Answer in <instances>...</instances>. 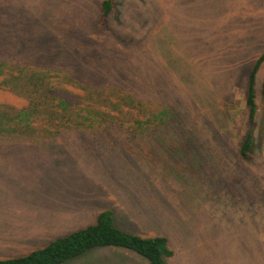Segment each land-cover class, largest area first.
Instances as JSON below:
<instances>
[{"label":"rangeland","instance_id":"374dc122","mask_svg":"<svg viewBox=\"0 0 264 264\" xmlns=\"http://www.w3.org/2000/svg\"><path fill=\"white\" fill-rule=\"evenodd\" d=\"M102 1L0 0V61L18 77L0 89L9 128L0 130V260L42 249L109 210L124 232L166 238L167 264H264V62L253 150L248 161L239 155L250 129L247 80L264 52V0H114L106 28L94 33ZM51 69L65 88L56 103L119 108L122 127L51 133L66 152L38 137L10 142L23 134L15 112L55 105L42 89L33 102L20 94L26 77ZM164 120L165 135L185 149L128 152L126 128L160 130ZM63 264L149 262L101 247Z\"/></svg>","mask_w":264,"mask_h":264},{"label":"trees","instance_id":"16d2710c","mask_svg":"<svg viewBox=\"0 0 264 264\" xmlns=\"http://www.w3.org/2000/svg\"><path fill=\"white\" fill-rule=\"evenodd\" d=\"M114 0H104L100 3L101 16L98 21V25H94L92 30L94 33H98L99 29L106 28V19L108 15L112 12L114 5ZM62 36V34H60ZM69 36V35H68ZM50 39H53L50 38ZM56 40V38H54ZM59 41V40H58ZM264 62V52L257 59L254 64L252 71L249 73L247 80L245 103L248 109V124L249 132L244 138L242 144L240 145L239 155L243 160L248 161L250 159V154L253 150V124L256 112V88H255V78L256 72L260 67L261 63ZM9 68L3 62L0 61V89L10 90L9 86L18 77L13 76L9 72ZM21 72L18 74L20 77H25ZM56 71L51 69L44 71L36 77H26L22 87L20 89L21 96H25L29 101L33 102L38 96L42 89V95L47 101L48 98H54L55 105L46 104L41 109L33 107L29 104L25 107L19 109L20 111L15 112V120L17 119V124L14 128L15 132H23L22 137L12 138L10 142L16 143L23 139H33V137H38L44 144H49L50 148L58 145L57 152H66L63 147V143L59 144V140L56 137H52L51 133L55 135H60L64 133L82 134L87 133V131H108L107 129H112L114 126L122 127L120 122H117L116 117L120 116L119 108H105L103 112L96 111L94 107H81L79 105H70L69 103L60 100L56 103L55 94L57 91L65 90L64 87L60 86L58 77L56 78ZM35 80H39V86H37ZM71 80L66 82L65 86H70ZM68 90V89H67ZM40 97V95L38 96ZM117 113L118 116H115ZM42 116V125H34L32 121H36L34 118ZM95 116L101 118L96 119ZM1 117V116H0ZM175 116L169 115V121L172 126H174L173 121L176 120ZM90 118L93 120L91 121ZM6 120L0 118V130L9 129L5 128ZM169 123V122H168ZM165 120L162 122L161 129L158 128H147L140 124H134L130 128H126L131 135H127V149L128 152H137L136 148H148L153 146L157 152H166L164 150L171 148V151L179 152L180 140H175L172 137L166 136V125ZM96 124V125H94ZM137 126V127H136ZM10 128V129H13ZM9 131V130H8ZM51 136V137H50ZM125 139V140H126ZM15 141V142H14ZM169 141H174L178 145L172 147ZM99 142L98 140L95 142ZM112 146L107 147L114 151L113 143L117 142L116 137L111 140ZM110 142V143H111ZM186 142V141H185ZM192 142V141H190ZM120 144V152L127 151L124 146ZM188 147V146H187ZM184 151V150H183ZM101 247H112V248H123L130 250L138 254L143 259L147 260L149 264H167L166 259L172 257V251L169 250L167 239L164 237H153V238H142L140 236L130 234L118 229L114 223V214L112 211L106 210L100 212L94 224L88 227L72 232L64 237L58 238L47 244L42 249H38L30 252L29 254L10 259L0 260V264H63L70 260L79 258L89 251L101 248Z\"/></svg>","mask_w":264,"mask_h":264},{"label":"crops","instance_id":"0c3cea01","mask_svg":"<svg viewBox=\"0 0 264 264\" xmlns=\"http://www.w3.org/2000/svg\"><path fill=\"white\" fill-rule=\"evenodd\" d=\"M41 163H42V160H39ZM42 165H43V163H42Z\"/></svg>","mask_w":264,"mask_h":264}]
</instances>
